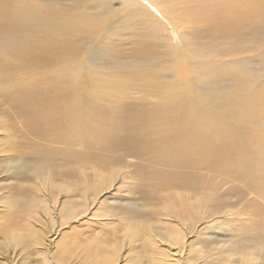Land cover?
<instances>
[{
  "label": "bare ground",
  "instance_id": "1",
  "mask_svg": "<svg viewBox=\"0 0 264 264\" xmlns=\"http://www.w3.org/2000/svg\"><path fill=\"white\" fill-rule=\"evenodd\" d=\"M140 22L144 24L138 26ZM262 22L264 0H17L14 3L0 0V28L15 33H22L23 27L24 32L27 31L30 24L37 23L40 28L39 33L0 44V62L5 66L14 62L25 65L32 68L28 72L32 75L41 67H51L49 60H58L56 67L65 81L64 85L61 78L53 79L61 80L45 85L47 91L39 79L32 78L18 87V101L22 105L41 108L33 112L38 118L33 131L40 133L46 144L39 147L35 162L22 158L5 174L10 176L15 170L14 178L18 180H36L35 184L25 186V193L18 190L24 189L20 184L22 188L14 187L21 196H14L18 205L10 203L8 209L14 215L28 213L37 221L38 215H43L46 221L47 216H51L58 227L62 220L75 221L67 223V229L72 225L80 226V220L87 219L88 213L118 185H124L126 194L138 191L135 185L131 193L130 182L119 178L124 173L110 168L112 171L105 175L97 168H109L114 160L123 161L133 155L138 162L126 161V165L134 166V173L142 182L146 178L162 180L160 185L146 181L150 187L156 184L153 189L183 191L186 196L166 199L160 219L158 212L153 213L155 221L148 222L141 212L125 216L122 213L129 211L131 205L121 201L116 205L124 208L108 206L102 209V214L93 215L101 224L111 220L110 217L116 218L108 224L123 226L117 230V237L119 231L122 235V245L118 242L121 235L118 240H111L112 234L96 238L90 234L88 238L83 236L87 243H92L90 246H84L78 233L77 237L63 235L62 239L70 238L67 244L78 247L74 258L80 262L84 259L87 264H125L124 248H132L136 243L157 248V264L195 263L190 252L197 244L204 213L209 210V214L219 213L222 201L227 199L226 195L215 198V191L234 183V187L244 186L236 190L240 195L247 190L256 195L264 193V159L256 149V146L264 149V123L257 124L253 134L248 127L253 126V122L248 124V119L257 118L260 113L248 115L249 112L242 109L256 111L252 102L256 91L245 88V101H240L224 84L226 82L221 81L225 78L234 84L241 81L245 77V58L251 57V53L264 59L253 46H237L250 41L254 24ZM141 32L144 33L139 34ZM213 36L214 40L232 39L234 48L227 55L217 52L219 58L213 60L212 65L195 60L194 54L204 47H207L204 55L216 51L210 49ZM182 39L189 42L182 44ZM201 39L209 42L206 44ZM155 41L158 46L154 58L147 45ZM182 54L188 57L190 67L194 65L192 70L220 82L202 91H195L192 81L177 78L175 84L168 82L158 63L166 57L178 59ZM227 56L229 61L224 60ZM91 79L104 88L93 92L95 82ZM152 79L154 81L142 91L140 86ZM163 96L164 101H161ZM65 98L76 101L71 103ZM259 100L264 102V88L259 92ZM29 110L32 113V109ZM236 136L243 139L253 153L239 145V140L230 141ZM261 163L262 169L259 168ZM91 171L93 183L88 179ZM209 176L220 178L213 188L205 184ZM79 190L83 191V197L70 205L72 199L78 198ZM159 190L154 191L155 196ZM61 195L68 198L62 208L56 200ZM84 202L88 203L86 214ZM229 211L230 208L227 213ZM62 233L58 228L48 232L47 250L40 252L45 264H69L66 256L59 257L60 263L52 255L46 261V252L59 248L56 240ZM28 239L25 235L13 236L6 243L14 248L9 252L16 255L17 247L27 245ZM235 240L225 242L218 252L215 250H219V244L208 251L200 243L196 249V255L201 256L199 262L210 264L207 256L212 255L218 258V264H264V242L254 236L242 242ZM61 245L62 250L67 247L63 242Z\"/></svg>",
  "mask_w": 264,
  "mask_h": 264
},
{
  "label": "rangeland",
  "instance_id": "2",
  "mask_svg": "<svg viewBox=\"0 0 264 264\" xmlns=\"http://www.w3.org/2000/svg\"><path fill=\"white\" fill-rule=\"evenodd\" d=\"M9 1L11 3H14L17 0H9ZM21 1L25 2L27 0H21ZM143 24L144 22L137 23L138 26H141ZM257 29L258 31H256ZM24 30L25 27H23L22 33H15L11 31H7L6 29L1 27L0 44H4L5 43L4 41H15L21 38L22 36L40 32V28L37 23L30 24L28 30L25 32ZM143 33L144 32H141L139 34H143ZM251 38L252 39L250 41L238 43L237 46L240 47L253 46L261 53V55L264 56V22H262V24L259 23L254 24V30ZM213 40H214V36H213ZM201 41L205 42L206 44L207 42H209L208 39H201ZM180 42L182 44H186L189 41L182 39ZM157 46L158 44L156 41L154 43L151 44L149 43L147 45V47H149L150 50L152 51L151 56L154 58L157 57L156 54ZM84 47L86 49L89 48V46L86 43H84ZM233 48L234 45L232 39H228V38L217 39L212 41V46L210 47L211 50L212 49L216 50L215 52L204 55L205 54L204 51L207 50V47H204L203 50L201 49L197 51L194 54V57L195 60L203 61L209 65H212L213 60H217L219 58L217 52H219L221 55H227L228 52ZM192 49H196V47H193ZM123 54L126 56L125 53ZM185 54H182L178 59L166 57L164 60L158 63L160 72L165 74L163 77L164 79H167L168 82L173 84L176 83L177 78L181 81H192L193 89L195 91H202L204 89L209 88L211 85L220 82V81H215L214 80L215 78L213 77H208L203 73L197 72L196 69L192 70L195 67L194 65L190 67L189 59ZM251 54L254 55L245 58V61H247L246 65L243 67L245 77L241 81H239L236 84H234L230 79L227 78L221 81L226 82L224 84L229 86L228 88L232 90L233 96H239L240 101H245V97H246V93L244 92L245 88L256 91V98L255 100L252 101L254 103V107L256 111L242 108L246 112H249L248 115H250L251 113H260V115L257 118L248 119V124L250 122H253V126L248 125V127L249 130L254 134L256 125L264 123V102L259 100V92L261 89L264 88V59L260 60L258 59L260 57L257 56V54L255 53H251ZM224 60L229 61V57L228 56L225 57ZM49 63L51 67H41L39 68L40 71L38 73L36 72V73H32V75H29L28 72H30L32 68H28L22 64L17 65L16 62H14L10 66H5L0 62V179H1L0 180V264H45L46 262L43 261L42 257L40 256V252L47 250L48 241H46L45 238L49 236L48 232L53 228H58L59 232H63V233L56 240V243L58 242L59 244V248L51 250L52 252H48V251L46 252L47 254L46 261L49 260L50 255H52L56 257L55 260H58V262L60 263L59 259L60 258L63 259L65 258L64 256H66L67 257L66 259L69 260V264H85V263L87 264V262L84 259L80 262V260H76L74 258V256L78 252V247L74 245L70 246V244H67L68 243L67 241L70 238H66L67 240H64V238L62 239L63 235L65 236L72 235L70 237H77L78 236L77 233H78L79 235L82 236V239L85 242L84 246L87 244L90 246L92 244L91 242L87 243L88 240L86 238H88V234L93 236V238H96L97 235L104 237V236H108V234H112L111 240L112 239L118 240V237L121 235V233L119 231L117 237V230L122 229L123 226L119 224H112V225L108 224L110 221H113V219L116 218L110 217L108 219L111 220H105V223L101 224L98 222V220L94 219L93 215L98 213L102 214V209L107 208L108 206H112V209H115L117 207L119 209L124 208V206L116 205L118 201H121L124 202L125 204L128 203L129 205H131L130 209H128L129 211L122 213L125 216L127 217L133 216L131 212H141L142 214H145L147 216L148 222L155 221V219L152 218V215L154 212H158V219H160V212H163L162 205L166 199H168L170 196H171L170 199L176 198L178 196L182 197L183 195L186 196L183 191L179 192L173 189L170 190L163 189V191H160L159 189H153V187L156 184L160 185L162 180L155 181L153 179L151 180L149 178H146L142 182V180H140V178H137V176L135 175L134 166L130 164L126 165V161H131L134 163L138 162L137 157L130 155V157H127V159L123 161L114 160L113 164L109 168L103 166H98L97 168L100 169L99 172L105 173V175L107 172H111L112 169L124 173V176L119 178L120 179L126 178L123 181L130 182L129 189L131 187L133 188V186L135 188L138 185L139 187L137 189L138 191L134 192L133 194H126L127 190L125 189L124 185L121 184L118 185L111 195H106L105 197H103L100 204L96 206L91 213L90 212L88 213L89 217L87 219L80 220L81 221V223H79L81 224L80 226L72 225V228L67 229L66 228V226H68L67 223L71 224L75 221L65 223L62 220V224L58 227L57 221L55 219H52L51 216H47V219L49 220L46 221V218L43 215H38L37 217L38 221H37L36 219L31 218L28 213L14 215L15 213L10 209H8V206L10 203L17 206L18 205L17 199L14 200V198L17 196H21L18 193H16L14 189L24 187V189H18V190H20L22 193H25L24 192L25 186L28 187L31 184H35L36 180L34 178H30L27 180H18L14 178L15 170H12L13 174L12 171L10 172L11 173L10 176H6L5 174L7 173L8 170L16 166L20 161V159L22 158H25L31 163L35 162L38 159L36 154L39 150V147L46 144L44 143L45 138L42 137L40 133H35L33 131L34 126L36 125V120L38 119L37 115L33 114V112L35 110H40L41 108L38 106L35 107V105H26V104L22 105L18 101V96H19L18 87L21 84L28 83L29 79L32 78V79H39V82H42V84H44L43 87L44 89L46 88L45 91H47L46 86H50L56 81L62 79V77L59 75L58 68L56 67L58 64V60L51 59L49 60ZM185 69L187 70L185 71ZM223 70L224 67L221 68L219 72H222ZM55 78H61V79H56L52 81ZM164 79L161 80V89L163 87ZM93 81L95 82V87L93 89V92H98L100 88H104L95 80ZM153 81L154 80L152 79L148 81L147 84L140 86L142 91H145ZM63 83L65 85L64 80ZM162 92L164 95H166V91L162 90ZM65 100H68L71 103L76 101L75 98H65ZM246 100H248V97ZM129 101H135V100L129 99ZM161 101H164V96L161 99ZM29 109H32V113L31 110ZM236 140H239L238 143L239 145H243L247 148L248 153H253L243 139H238L236 136L235 139H231L230 141L234 143ZM256 149L259 157L264 159V149H261L257 146ZM255 159L256 157L254 156V160ZM145 168L147 172L150 170L148 166ZM259 168L260 169L263 168L262 163L259 165ZM128 175H130L131 177L128 178L129 177ZM88 179L90 183H93L94 181L93 173L91 174V176H88ZM146 180L149 181V183H156V184L150 187L148 186L149 183ZM206 180L207 183L205 184L208 187L213 188V186L216 185L217 180L219 181L220 178L215 179L213 176H209L208 178H206ZM65 182L66 181H64V183ZM19 184L22 187L21 186L19 187ZM234 185H235L234 183L226 184L224 186L225 188L222 190L224 192L220 191V188L217 187L219 192L215 191L216 192L215 198L217 197L219 198L222 195H226L227 199H224L221 203V208H222L220 210L221 213L219 212L217 214L214 213L209 214V212L211 213V210L205 211L203 216L204 219H202V221L200 222L202 223L204 221L203 222L204 224H202V226L199 227L198 230L199 233L196 236V238H198L196 242L197 244L196 246L195 245L193 246L190 252V257L192 258L193 261H195V263L193 264L201 263L199 262L201 256L196 255V249L200 247L201 244L202 245L204 244L208 251H210L213 246L219 244V250H215V252H218L221 250L220 247L225 242L229 244L230 240L236 239L235 241L237 242V239H239L240 241L241 240L244 241V240H249V237L254 236L258 240H260L261 243L264 242V235H263L264 232H262V230L264 229V227L262 226L264 222V193L256 195L255 193H248L247 190L244 192L245 193L244 195H240V193L236 192V190L237 189L239 190L241 188L243 189L244 186L241 185L234 187ZM132 188H131V193H132ZM155 190L160 191V193L156 194V196L154 194ZM79 191L76 193V196H78V198L72 199L73 201L69 203L70 205L76 203L80 197H83L82 194L83 191L82 190ZM169 193L171 194L168 196ZM127 196L131 197L132 199ZM113 198H117V200L111 201V199ZM56 200L58 204H61L60 208H62L63 204L67 202L68 198H66L65 195H61L57 197ZM86 204L88 203L84 202L82 204L83 212L85 214L87 210ZM228 208H230V211L227 213ZM85 214H82V216H84ZM107 217L109 216L105 215V218ZM216 224H217V228H214V225L216 226ZM124 232H126V228L124 229ZM17 235H25L29 239L27 245L17 247V251L15 255L12 252H9L10 249L13 250L14 248L8 246L6 243L11 241L13 236H17ZM259 235L260 236L262 235V238H259L258 237ZM83 236L86 238L84 239ZM121 237L122 235L119 237V241H118L119 245L123 244V238ZM72 241H74L73 238L69 241V243H71ZM62 242L65 243L67 246L64 247L65 248L64 250H62L61 248ZM64 251L66 253H64ZM61 253L64 254L62 255ZM73 253L75 254L73 255ZM157 253H158L157 248L144 247L140 243H136V245L133 246L132 248L129 249L124 248L123 250V256L126 259L125 264H157V262L155 261V257L157 256ZM1 254H5V256H2ZM67 255L68 256L70 255L73 258L70 256L68 257ZM207 257H210V259H208V262L210 264H218V262L216 261L218 258H215L216 256L208 255ZM212 257L214 259H211Z\"/></svg>",
  "mask_w": 264,
  "mask_h": 264
}]
</instances>
